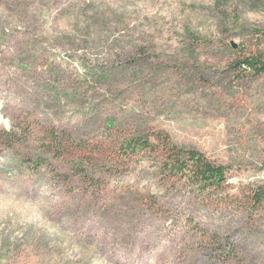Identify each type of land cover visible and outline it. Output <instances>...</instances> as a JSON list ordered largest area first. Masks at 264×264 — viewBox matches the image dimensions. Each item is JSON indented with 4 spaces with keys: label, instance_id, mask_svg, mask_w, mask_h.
I'll list each match as a JSON object with an SVG mask.
<instances>
[{
    "label": "rangeland",
    "instance_id": "obj_1",
    "mask_svg": "<svg viewBox=\"0 0 264 264\" xmlns=\"http://www.w3.org/2000/svg\"><path fill=\"white\" fill-rule=\"evenodd\" d=\"M248 57L264 0H0V264H264ZM159 132L225 165L223 188L122 148Z\"/></svg>",
    "mask_w": 264,
    "mask_h": 264
},
{
    "label": "trees",
    "instance_id": "obj_2",
    "mask_svg": "<svg viewBox=\"0 0 264 264\" xmlns=\"http://www.w3.org/2000/svg\"><path fill=\"white\" fill-rule=\"evenodd\" d=\"M235 66L242 74L254 76L264 73V62L255 57H248L235 61ZM151 137H155L158 143H154ZM14 138L10 131H3L0 140L9 141ZM57 138H54V140ZM61 140L58 141V145ZM122 148L128 154L147 152L152 159L158 161L160 167L170 175L189 178L198 188L203 191L210 189H221L227 182L226 166L218 164L207 158L197 149L182 148L175 145L167 134H149L143 138L125 139ZM165 166V167H164ZM246 206L250 209H264V184L255 186L249 190L246 196Z\"/></svg>",
    "mask_w": 264,
    "mask_h": 264
},
{
    "label": "water",
    "instance_id": "obj_3",
    "mask_svg": "<svg viewBox=\"0 0 264 264\" xmlns=\"http://www.w3.org/2000/svg\"><path fill=\"white\" fill-rule=\"evenodd\" d=\"M233 46H235V44L233 43Z\"/></svg>",
    "mask_w": 264,
    "mask_h": 264
}]
</instances>
